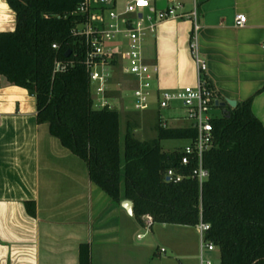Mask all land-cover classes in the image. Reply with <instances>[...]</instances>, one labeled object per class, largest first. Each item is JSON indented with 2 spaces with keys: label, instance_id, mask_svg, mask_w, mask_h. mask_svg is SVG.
I'll use <instances>...</instances> for the list:
<instances>
[{
  "label": "crops",
  "instance_id": "obj_1",
  "mask_svg": "<svg viewBox=\"0 0 264 264\" xmlns=\"http://www.w3.org/2000/svg\"><path fill=\"white\" fill-rule=\"evenodd\" d=\"M128 1L116 0V9ZM176 1L186 11L197 4L200 53L221 102L253 98L264 125V0H150L157 11ZM239 14L247 16L243 27L236 25ZM15 29V12L0 0V33ZM192 30L191 20L170 19L147 36L144 54L158 66L159 88L196 84ZM116 47L122 51L126 43ZM127 64L120 52L108 94L125 111L122 95L137 86ZM124 201L93 183L86 162L38 123L35 97L0 76V264H80L82 245L90 247L92 264H202L196 243L176 233L190 226L156 223L149 231Z\"/></svg>",
  "mask_w": 264,
  "mask_h": 264
},
{
  "label": "trees",
  "instance_id": "obj_2",
  "mask_svg": "<svg viewBox=\"0 0 264 264\" xmlns=\"http://www.w3.org/2000/svg\"><path fill=\"white\" fill-rule=\"evenodd\" d=\"M83 1L7 0L16 29L0 33V76L35 97L38 123L86 162L91 181L115 202L131 200L138 221L150 215L153 224L197 227L203 220L221 264H264V125L253 98L213 120L215 145L204 155L209 177L202 188L189 177L195 163L183 166L180 150L161 146L195 139L190 125H159L156 139L141 141L129 122L122 156L120 113L95 107L85 42L72 33L86 21L77 12ZM59 61L66 68L55 71ZM171 168L185 175L181 182L167 180ZM80 264H92L88 245L81 246Z\"/></svg>",
  "mask_w": 264,
  "mask_h": 264
},
{
  "label": "built area",
  "instance_id": "obj_3",
  "mask_svg": "<svg viewBox=\"0 0 264 264\" xmlns=\"http://www.w3.org/2000/svg\"><path fill=\"white\" fill-rule=\"evenodd\" d=\"M115 3L116 0H84L77 12L84 15L86 21L72 31L73 35L82 37L85 42V65L89 73L94 105L99 109H116L109 101L108 94L113 79L112 66L121 52L128 61L126 73L134 77L137 82V86L133 90L135 110L143 112L150 109L151 97L154 94L157 95L161 109H169L175 101L183 103L185 120L189 121V125L197 131V135L180 150L181 164L189 166L195 163L189 177L196 179L202 188L209 177V172L204 165V155L215 145L213 120L217 116L211 112L218 106L217 102H221V98L208 78V63L200 53L198 34L201 26L197 4L194 2L193 9L186 11L184 2L176 1L166 9L157 11L153 8L150 0H130L120 11L116 9ZM147 10L155 12L156 17L146 14ZM104 11L108 13L107 21ZM170 19L192 21L190 50L196 65L197 81L195 85L175 90L158 88L155 91L154 83L159 69L158 66H152L146 61L145 40L148 35L156 33L159 22ZM246 22V15L236 16L238 27H243ZM120 40L126 43V47L122 51L116 47V43ZM53 48L58 49V45L54 44ZM65 68L66 65L63 62H56L55 71ZM160 124L167 127L164 122ZM184 177L183 173L174 168L166 172V178L175 183L181 182ZM143 221L148 230L153 226L152 216H144ZM197 229L201 238V263L213 264L211 260L205 259V251L213 252L216 249V246L206 239L210 225L201 220ZM143 236L145 235H140V238Z\"/></svg>",
  "mask_w": 264,
  "mask_h": 264
},
{
  "label": "rangeland",
  "instance_id": "obj_4",
  "mask_svg": "<svg viewBox=\"0 0 264 264\" xmlns=\"http://www.w3.org/2000/svg\"><path fill=\"white\" fill-rule=\"evenodd\" d=\"M146 14H151L156 17L155 12L149 10ZM127 87V86H126ZM155 91L159 88L158 83H154ZM127 89H125L126 91ZM156 93V92H155ZM125 107H128V111L124 110V106L121 105L120 101H115L114 106L120 113L121 122V139L120 146L122 156L125 148V134L128 131V123L131 122L135 125L133 133L136 138L141 141H151L157 138V126L161 125V122L166 123L167 127L177 128L189 125V121L185 120L184 105L181 101H175L172 103L169 109H161L157 95L151 97V108L147 111L139 112L134 109V95L133 91L129 90L122 95ZM224 109L216 106L212 110V114L220 117L223 115ZM182 118V119H181ZM188 142L186 140H163L161 146L165 151L173 152L175 150H181ZM150 231V230H149ZM145 232V230H143ZM177 235L184 238H188L190 241L196 243L195 247L198 249V253L201 251V238L197 227L179 228ZM205 259L211 260L213 264H221V254L218 248L213 252L205 251ZM200 264V263H199Z\"/></svg>",
  "mask_w": 264,
  "mask_h": 264
},
{
  "label": "water",
  "instance_id": "obj_5",
  "mask_svg": "<svg viewBox=\"0 0 264 264\" xmlns=\"http://www.w3.org/2000/svg\"><path fill=\"white\" fill-rule=\"evenodd\" d=\"M217 105L218 107H221L224 109L223 113L225 114L226 112H228L229 107L232 109L236 108L238 105V102L237 100L227 98L225 101L217 102ZM167 180L169 181V178H167ZM122 205L128 211V213L133 214L134 204L131 200H125Z\"/></svg>",
  "mask_w": 264,
  "mask_h": 264
}]
</instances>
